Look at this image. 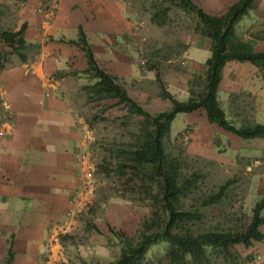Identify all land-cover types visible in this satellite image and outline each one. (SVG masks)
Here are the masks:
<instances>
[{
	"label": "crops",
	"instance_id": "1",
	"mask_svg": "<svg viewBox=\"0 0 264 264\" xmlns=\"http://www.w3.org/2000/svg\"><path fill=\"white\" fill-rule=\"evenodd\" d=\"M192 1L206 13L220 16L237 0ZM135 8L129 0H0V27L23 26L25 40L37 45L26 61L13 57L12 64L0 68V95L13 114L7 121L0 105V264H107L119 254L109 227L127 235L135 230L134 208L115 203L92 220L99 232L87 231L85 238L78 237L81 217L93 199L95 166L93 131L77 103L80 87L89 82L82 73L87 60L74 43L81 29L98 66L119 77L133 100L150 113L168 109L171 103L158 95L150 61L142 66L138 62V42L148 40L143 30L162 26L151 22V13L141 21V11ZM235 31L245 40L260 32L262 37L254 41L253 49L264 51V0L253 1ZM180 42L181 65L168 64L163 69L160 60L158 68L165 89L184 101L191 76L205 70L211 40L191 30L180 35ZM164 62L172 63L170 58ZM216 97L233 124H264V70L256 65L225 63ZM203 111L191 112L199 114L200 122L188 125L192 128L188 150L218 161L211 149L216 144L221 146L218 154L231 151L227 161L220 163H233L243 155L264 160V138L242 139L210 123ZM219 133L228 135L229 141L218 137ZM87 138L91 141L85 147ZM82 148L89 150L83 167L89 168L91 183L78 170ZM263 174L257 177L260 196L264 195ZM77 198L82 207L76 205ZM260 230L264 234V223ZM105 236L111 244L116 242L112 250ZM46 243L48 254L43 253ZM238 247L242 256L260 252L264 259V239L248 248Z\"/></svg>",
	"mask_w": 264,
	"mask_h": 264
},
{
	"label": "trees",
	"instance_id": "2",
	"mask_svg": "<svg viewBox=\"0 0 264 264\" xmlns=\"http://www.w3.org/2000/svg\"><path fill=\"white\" fill-rule=\"evenodd\" d=\"M253 1L237 0L220 16L206 13L192 0H159L153 5V11L150 12L153 24H167L168 11L175 3L181 13L191 19L193 31L211 40L205 70L191 76L188 82L189 96L184 101L175 99L165 89L158 62L147 60L150 61L149 67L156 71L158 95L169 99L171 103L168 109L154 113L143 109L129 96L119 77L98 66L84 33L79 29L78 39L74 43L84 51L87 60V68L82 73L89 82L80 87L85 103L112 100L124 111L121 119L137 118V132L132 134L131 140L112 149L109 157L115 164L104 162L106 160L103 158L102 162L96 164V171L106 175L110 172L109 165H113L116 171L128 169L136 173L137 177L140 175L138 180L141 184L145 181L150 184L140 190L146 195L140 201H148L150 213L141 220L134 233L127 235L109 227L118 243L119 254L107 264H144L151 246L160 243H164V253L162 258H158V264H214L215 259L223 260V264H237L236 261H247L249 257V254L242 256L238 246L248 248L253 242L263 239L260 225L264 223V196L254 203L250 219L245 224L200 226L204 213L199 206L190 203L184 208L180 205V199L188 197L193 182L182 173L183 160L169 154L164 145L175 115L200 109L204 110L210 123L242 139L264 138V124H233L226 118L216 97L221 71L228 61H247L264 70V51L253 49L254 41L262 35L253 33L245 40L235 31V25L250 11ZM0 43L3 44L0 48V68L12 64L13 57L21 62L26 61L37 48L36 44L25 40L23 26L17 30H1ZM233 181L228 178L216 192L208 194L201 205L220 203L226 188ZM85 229L99 232L92 222H87Z\"/></svg>",
	"mask_w": 264,
	"mask_h": 264
},
{
	"label": "rangeland",
	"instance_id": "3",
	"mask_svg": "<svg viewBox=\"0 0 264 264\" xmlns=\"http://www.w3.org/2000/svg\"><path fill=\"white\" fill-rule=\"evenodd\" d=\"M129 1L136 4L137 8L135 9L141 11V21L153 11V5L159 2V0ZM3 29L0 27V31ZM191 30H193L191 19L181 13L175 3L172 4L168 11L167 24L154 28V30H143V34L148 33V40H138V49L142 50V53H139L141 57L138 60L139 64L143 65L140 63L142 59L145 63L150 59L156 62L161 60L160 64L163 69L167 68L165 66H168V64L181 65V60L177 56L178 52L182 50L180 35L184 31ZM259 34L262 35L260 32ZM165 58H170L172 63H165ZM177 68L181 69L179 66ZM155 85L158 92L159 85L157 82H155ZM0 96L2 97L0 99L6 102L3 95ZM77 103L79 113L85 118L87 125L90 124L89 128L93 131L91 158L95 166L93 168L95 180L92 182L93 199L88 205L87 214L85 213L81 217L83 227L81 226V233L78 237L79 239L85 238L87 234L86 223L92 222L96 215L103 214L110 207V204L115 203L134 208L137 227L141 220L149 216L150 213L148 201L146 199L140 201L141 198L146 196L140 190L150 186L149 181L141 184L138 180L140 175L137 177L136 173H131L128 169L126 171H116L117 169L113 165H109L110 172L106 175L96 171V164L102 162L103 158L106 160L104 162L111 161L112 164H115V161L109 157L112 149L131 140L132 134L137 132V118L121 119L124 111L120 106L115 105L112 100L85 103L84 97L80 93V96L77 97ZM188 113H177L175 115L170 124L169 136L164 139L166 151L171 155L179 156L183 160L182 173L193 182L188 197L181 198L180 205L184 208H187L190 203L199 206V209L204 213V220L200 225L202 227L216 225L217 223L223 226H239L247 223L254 203L264 196L259 195L257 182L258 175L264 172V160L261 157L258 158L261 160L256 161L254 157L243 155L236 157V161L233 163H220V161H227L225 159L229 158L231 151L218 154L221 146L216 144L212 145L211 149L214 150L213 153L218 155L216 158L218 161L193 154L191 150H188L191 146L189 144L192 129L188 125L199 123L200 117L198 113L193 115L192 113L188 115ZM204 116L206 118V114ZM217 136L229 141L228 135L224 134L222 136L219 133ZM208 153L213 155L212 152ZM260 153L262 154V152ZM228 178H232L234 181L226 188L223 200L218 204L210 203L202 206L201 203L205 200V197L212 192H216L218 187ZM262 181L264 184V174L262 175ZM113 228L119 230L116 227ZM133 233L134 231L129 235ZM110 235L112 236V234ZM108 240L110 241L111 238L105 236V241ZM115 243L112 242L111 244L109 242V250L113 249ZM163 253L164 243L151 246L144 264H158L157 260L163 257ZM236 262L237 264H264V259L260 252H251L247 261L240 259ZM223 263L221 259L214 260V264Z\"/></svg>",
	"mask_w": 264,
	"mask_h": 264
},
{
	"label": "built area",
	"instance_id": "4",
	"mask_svg": "<svg viewBox=\"0 0 264 264\" xmlns=\"http://www.w3.org/2000/svg\"><path fill=\"white\" fill-rule=\"evenodd\" d=\"M138 53H142V50L139 48V51H138ZM144 63V60L142 59L141 60V64H143ZM47 95H48V93H46ZM0 98H2L1 96H0ZM0 105H1V107L3 108V110L5 111V114H4V116L6 117V119H7V121L9 120H12L13 119V114L11 113V111H9V106H8V104L5 102V101H2L1 99H0ZM90 141L91 140H89L88 138H87V140H86V144H85V147H86V145L88 146V144L90 143ZM82 154L79 156V158H78V160H77V165H78V170H79V173L81 174V176L84 178V179H86L87 180V183H91V177H90V175H89V168L87 167V170H84V167H83V163H84V160H85V158H86V156L88 157V151H87V148H82ZM76 203V205L78 206V207H82L84 204H83V202L79 199V198H77V201L75 202ZM50 252V247H49V244L48 243H46L45 245H44V249H43V253L44 254H48Z\"/></svg>",
	"mask_w": 264,
	"mask_h": 264
}]
</instances>
